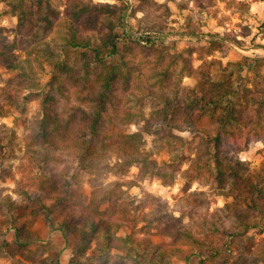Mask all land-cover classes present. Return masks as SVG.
<instances>
[{
    "label": "trees",
    "instance_id": "1",
    "mask_svg": "<svg viewBox=\"0 0 264 264\" xmlns=\"http://www.w3.org/2000/svg\"><path fill=\"white\" fill-rule=\"evenodd\" d=\"M7 6L15 17L19 39L0 49V67L11 73L7 84L0 86V116H7L6 104L15 106L37 100L35 116L29 121L31 131L27 142L43 148L45 155L40 175L35 172L18 181L35 189L22 190L17 201L5 203L6 222L0 231V251L14 255L13 252H22L36 244L38 238L26 223H19L40 214L50 221L52 209L62 205L59 196L54 197L53 204H45L51 196L47 187L56 186L57 181H53L56 174L47 169L51 168V162L72 160L81 167L96 169L113 153L135 162L142 138L136 132L129 133L127 128L151 120L147 132L158 135L156 124L169 117L179 123L177 130L199 138L192 158L174 153L178 161L173 168L178 170L187 160L183 175L188 181L209 175L214 184L230 192L233 204L225 205L230 218L228 224L214 227L212 235L196 236L183 230L179 236L183 237L186 249L172 251L151 247L140 254L141 245L124 236L120 250L126 253L113 256L110 253L117 246L121 224L64 206L55 210L59 222L51 225L72 244L69 263L171 264L172 256L177 253L185 256L186 261L196 258L198 264H205L223 250L232 251L234 240L243 231L258 227L260 220H254L262 217L264 211V165L250 169L237 153L246 150L250 137L258 138L264 148V100L260 94L248 88L236 93L231 87L230 74L215 82L199 69L197 75L204 79L199 88L171 89L170 96L164 89L174 78V70L181 63L180 71L188 73L189 64L181 53L171 55L165 41L155 45L152 40H131L109 4L85 6L72 1L62 12L42 0H8ZM206 49L210 55V49ZM136 56L142 57L140 70H148L149 74L147 88L140 92L134 80ZM46 75V81L41 84ZM150 100L153 108L161 109L146 114L144 110ZM164 144L177 148L168 142ZM61 186V191L67 193L69 182L63 181ZM10 232L13 235L8 242L6 236ZM244 243H239L240 253L244 252ZM92 245L95 249L89 257L86 254ZM51 262L50 257L40 260V264ZM236 263L244 264L241 257L232 264Z\"/></svg>",
    "mask_w": 264,
    "mask_h": 264
},
{
    "label": "rangeland",
    "instance_id": "2",
    "mask_svg": "<svg viewBox=\"0 0 264 264\" xmlns=\"http://www.w3.org/2000/svg\"><path fill=\"white\" fill-rule=\"evenodd\" d=\"M7 1L0 0V49L19 37ZM72 1L85 6L109 4L131 40H152L155 45L165 41L171 55L181 53L191 70L188 73L180 71L181 63L174 70V78L164 89L170 96L171 89L199 88L204 82L197 75L200 69L215 82L230 74L233 91L238 93L248 88L264 100V1L235 0L247 2L241 5L232 0H42L60 12ZM142 40L140 43L144 42ZM141 59L139 56L133 59V64L137 65L134 80L138 83V92L147 88L149 79L148 70H140ZM256 61L259 68H256ZM10 77L11 73L0 67V86L6 85ZM47 77L40 80L41 84ZM151 103L150 100L144 110L146 114L161 109L159 106L153 108ZM36 104L37 100L15 106L6 104L7 116H0V231L6 222L5 203L17 201L22 190L35 189L18 181L35 172L40 175L44 169L45 151L27 142L31 131L29 121L35 116ZM151 123V120L148 124L140 121L127 128L129 133L136 132L142 138L140 155L135 162L130 163L114 153L96 169L81 167L72 160L51 162V168L47 169L56 174L53 181H57L56 186L47 187L51 196L46 198L45 204H53L54 197L58 196L63 203L52 209L50 221L41 214L21 220L19 224L26 223L38 241L22 252H13L14 255L0 251V264H40L46 257H50L51 264H71V242L67 243L51 225L59 222L55 210L64 206L121 224L117 246L110 253L113 256L126 253L120 250L124 236L141 245L140 254L151 247L172 251L186 249L183 237L179 236L183 230L196 236L212 235L214 227L221 223L227 225L230 218L225 205L233 204L230 192L214 184L209 175L188 181L183 175L187 160L178 170L173 168L178 161L174 153L192 158L199 138L188 131L177 130L179 123L170 117L156 124L158 135L147 132ZM166 142L177 148L163 145ZM246 142V150L237 153V157L247 162L250 169H258L264 165L262 142L256 137ZM50 181L46 176V182L50 184ZM63 181L69 182V188H65L67 193L61 191ZM254 221H259L258 227L243 231L234 240L232 251L223 250L205 264H232L239 257L244 264H264V211L262 217ZM12 235L10 232L6 236L8 242ZM244 241V252L240 253L238 246ZM94 249L92 245L86 255L90 257ZM171 264H198V261L196 258L186 261L185 256L176 253Z\"/></svg>",
    "mask_w": 264,
    "mask_h": 264
}]
</instances>
